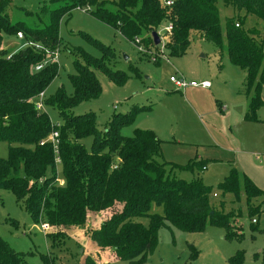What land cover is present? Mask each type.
Masks as SVG:
<instances>
[{"label":"trees","instance_id":"1","mask_svg":"<svg viewBox=\"0 0 264 264\" xmlns=\"http://www.w3.org/2000/svg\"><path fill=\"white\" fill-rule=\"evenodd\" d=\"M106 1L113 11L103 7ZM164 1L49 0L57 7L45 13L47 24L31 29L24 23L13 24L7 13L10 1L0 0V46L2 34L19 32L24 43L51 52L58 50L60 21L75 8L85 9L130 42L143 32L148 38L156 32L173 58L187 53L193 36H202L220 53L225 51L232 66L246 71L248 104L244 117L257 121L255 114L264 107V31L246 29L243 24L247 16L264 22V0H221L234 14L223 21L219 0H167L169 6ZM168 26L170 33L161 35ZM85 39L96 46V41ZM33 46H22L15 52L0 48V142L8 146L7 158H0V190L11 192L34 223L45 224L52 231H77L91 226L88 216L103 213L107 216H102L99 229L90 228L89 241L104 252L110 249L115 260L136 264H142L153 253L158 229L163 226L156 217L147 227L133 220L151 203L161 205L164 220L178 231L201 232L208 219L211 225L224 230L226 240L240 238V229L228 222L230 216L220 213L223 204L219 209L212 206V188L194 178V165L202 171L203 164L193 161L190 167L182 168L164 161L162 142L151 131L135 130L130 137L120 135V129L132 123L134 112L114 115L103 131L97 129L94 113H72L79 104L101 94L95 73L117 86L126 82L123 72L112 70L105 62L113 56L109 48L102 47L98 59L76 49L80 61H73L75 73L68 77L72 94L66 95L59 88L43 100V106L54 109L62 119L57 127L44 111L35 109L34 102L57 76L58 64L51 61L52 54L38 53ZM39 65L41 69L36 71ZM53 131L58 134L56 152L47 141ZM87 138L92 141L89 150L82 143ZM57 165L62 168L63 186L56 185ZM175 170L189 171L193 178H180ZM217 188L223 194L242 192L249 198L264 195L232 164ZM47 235L56 238V234ZM237 255L229 260L231 264L242 259L241 253ZM23 257L0 238V264H24ZM99 259L86 256L79 264H97Z\"/></svg>","mask_w":264,"mask_h":264},{"label":"rangeland","instance_id":"2","mask_svg":"<svg viewBox=\"0 0 264 264\" xmlns=\"http://www.w3.org/2000/svg\"><path fill=\"white\" fill-rule=\"evenodd\" d=\"M9 1L7 13L11 22L24 23L31 29L46 25L45 13L57 7L50 5L49 0ZM104 3L103 7L114 10L108 1ZM218 8L221 21L234 15L221 0ZM243 26L264 31V22L253 16H247ZM1 37V49L15 52L24 46L23 39L15 35L2 34ZM85 37L96 41V46ZM59 38L58 73L44 91V97L53 95L59 88L66 95L72 94L68 77L75 73L73 61H80L76 49L98 59L101 48H109L113 56L105 62L112 70L123 72L126 82L117 86L103 74L95 73L101 94L79 104L72 113H94L96 127L103 131L114 115L134 112L132 123L121 128L120 135L130 137L135 130L151 131L162 142L164 161L182 168L190 167L193 161L203 164L206 170L202 171L194 165V178L212 188V206L219 209L222 203L220 213L230 216L228 222L236 230L240 229L239 239L226 240L224 230L206 219L201 232H181L168 226L160 204L151 203L145 213L133 218L145 227L152 217L163 222L157 232L156 248L142 264H231L229 260L238 256L237 253L242 254L241 260L236 259L238 264H264V195L250 198L242 192L228 195L217 188L228 175L230 164L234 163L237 170L244 173L240 164L247 166L246 162L254 166L252 171L246 168L250 171L246 174L248 179L264 191V108L255 114L261 121L244 119L246 71L232 66L226 52L220 53L202 36H193L187 53L173 58L164 48L162 39L154 46L143 32L137 36L138 44L130 42L85 9L73 10L61 19ZM170 77H182L186 82H208L210 88L176 91L169 82ZM261 99L264 100V88ZM44 112L53 126L62 124L54 109L44 107ZM82 143L86 150L92 146L90 138ZM7 153V144L0 142V158H7ZM174 173L187 181L193 178L189 171L175 170ZM56 185H64L60 165L56 166ZM102 216L103 213L88 216L91 226L81 230L53 232L47 228L43 231L41 223L33 222L11 192L0 190V238L14 252L24 256V264H79L86 256H100L97 264H136L115 260L110 249L104 252L89 241L90 228L99 229L102 218L107 215ZM251 219L256 223L252 224ZM50 233L56 234V238L47 235Z\"/></svg>","mask_w":264,"mask_h":264},{"label":"built area","instance_id":"3","mask_svg":"<svg viewBox=\"0 0 264 264\" xmlns=\"http://www.w3.org/2000/svg\"><path fill=\"white\" fill-rule=\"evenodd\" d=\"M170 4H171L170 1H167V0L164 1V5L169 6ZM75 10L81 11L82 9L75 8ZM162 31H163V33L169 34L170 33V27L169 26L165 27ZM15 35L19 40L23 39L22 33L17 32ZM134 42L138 44L139 43L138 38L134 39ZM25 46H33V45L30 42H26V43H24V47ZM33 47L35 48V50L38 53L45 54V55H51L52 54L51 61L57 63L58 50H54L51 52L50 50H48L42 46L35 45ZM138 50H140V49H138ZM40 69H41L40 65L35 67L36 71H38ZM169 82L172 83V85L176 91H181V90H184L186 88H201V89H209L210 88V84L208 82H201V83L186 82L182 77H170ZM44 98H45L44 92H41L37 95L35 102H34V106H35L36 110L44 111V106H43ZM57 136H58L57 132L53 131V132H51V134L49 135L48 140H47L51 144H53L54 152H56L55 139L57 138ZM56 162H57V160H56ZM112 168L116 169L115 166H113ZM251 223L255 224L256 223L255 219H251ZM41 228L43 231H46L48 226H46L45 224H41Z\"/></svg>","mask_w":264,"mask_h":264},{"label":"crops","instance_id":"4","mask_svg":"<svg viewBox=\"0 0 264 264\" xmlns=\"http://www.w3.org/2000/svg\"><path fill=\"white\" fill-rule=\"evenodd\" d=\"M246 111H245V113H244V116H245V114H246V112H247V99H246ZM262 108H264V107H261L260 109H262ZM259 109V110H260ZM258 110V111H259ZM257 111V112H258ZM244 119H245V117H244ZM257 119V118H256ZM246 120V119H245ZM260 120V119H259ZM259 120H257V121H255V122H258ZM247 121V120H246ZM261 121V120H260ZM237 155V154H236ZM247 166H245V165H243V164H240V168L242 169V171H244V173L243 174H245V176L247 177V175L246 174H248V173H250V171H248V170H246V168H250V170L252 171L253 169H254V166L253 165H251V163H246V162H244ZM232 165H234L235 166V164L234 163H232ZM239 165V164H238ZM236 167V166H235ZM237 169V168H236ZM204 170H206V168L204 169ZM256 170H259V169H256ZM239 171V170H238ZM241 172V171H240ZM248 178V177H247ZM228 195H231V194H228ZM95 247V246H94ZM94 251H96V250H94Z\"/></svg>","mask_w":264,"mask_h":264},{"label":"water","instance_id":"5","mask_svg":"<svg viewBox=\"0 0 264 264\" xmlns=\"http://www.w3.org/2000/svg\"><path fill=\"white\" fill-rule=\"evenodd\" d=\"M150 38H151L154 46H157L158 44H160V38L156 32H151Z\"/></svg>","mask_w":264,"mask_h":264}]
</instances>
